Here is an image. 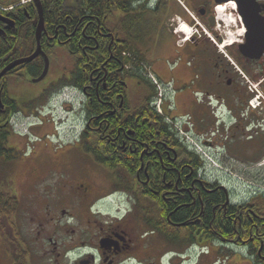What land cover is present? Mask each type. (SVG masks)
<instances>
[{"label": "flooded vegetation", "instance_id": "flooded-vegetation-1", "mask_svg": "<svg viewBox=\"0 0 264 264\" xmlns=\"http://www.w3.org/2000/svg\"><path fill=\"white\" fill-rule=\"evenodd\" d=\"M152 1L0 0V264H264V187L251 180L239 196L207 169L264 159V0H187L199 29L233 46L221 54L201 37L188 53L196 41H176L169 79L128 50L137 25L152 35L164 6ZM180 16L164 24L173 38ZM72 88L73 153L100 175L78 177L56 151L44 180L12 183L33 156L17 137L74 113Z\"/></svg>", "mask_w": 264, "mask_h": 264}, {"label": "rangeland", "instance_id": "rangeland-1", "mask_svg": "<svg viewBox=\"0 0 264 264\" xmlns=\"http://www.w3.org/2000/svg\"><path fill=\"white\" fill-rule=\"evenodd\" d=\"M164 6L159 9L160 16L157 17L154 20V27H152V35L151 37L145 38L143 41L142 38L146 37L144 34L145 30L143 27H137L136 31H134L133 34H135V37H140L137 44L140 49H143L144 51H147L150 54V57L152 58L153 65L155 68H157L159 71H162L163 75L167 78L166 70H171L173 60L169 55L171 54L174 44L176 41H178V45L183 44L181 42V37L178 34H175L177 37L173 38L171 35H167L165 32V23L168 20V18L173 15L175 10L177 13H179L183 19H185L188 23L191 21L190 16L186 13V9L184 8V2L187 3V0H160ZM156 0H153L151 9H149L152 12H155V9L157 7V3H155ZM174 8V12L172 13V9ZM190 8V7H189ZM190 10L192 13H194L197 16V13L194 12L191 8ZM141 18L138 20L140 21ZM191 23V22H190ZM179 26V24H178ZM176 30V29H175ZM183 36V35H182ZM196 45L191 44L189 45L186 50L188 53L195 52L200 48L199 41L195 42ZM147 62V61H146ZM148 63V62H147ZM144 65H149V64ZM58 70L57 66H53V71L51 78L56 75ZM58 72H60L58 70ZM61 73V72H60ZM129 83V101H131L134 105L138 104L140 96L141 86L138 85L136 80L134 79H128ZM18 83L15 82L11 83L10 89L16 88ZM23 84V82L21 83ZM19 84V85H21ZM68 94H72V104L75 107L74 113L70 112H57L56 115V122L50 124L49 129H47V132L41 133L37 136V139L32 138L30 136V139L26 138L25 136H19L17 138V141H21L22 145H26L25 148L27 149V154H32V160L30 162V167H28L24 172L20 170V165L18 167H13L12 170H14V173L11 177V182H26L33 178V182L36 183L37 181L44 180L45 175L43 173H40L39 166L49 165L51 155L53 152L59 151L61 154L60 156L64 159H67L68 157V163L73 166L72 173H76L77 176H90V175H100V166L92 161L87 160H76V157L74 155V150L77 149V144L73 145L74 143H77V137L78 133H81V129L83 127V122L80 120H77L79 111L82 112L81 109V103L80 100L83 99V96L81 94L73 93L72 91H68ZM194 94L190 93L188 97L193 98ZM160 104V103H159ZM76 119V121H75ZM57 123V124H56ZM72 126H75L77 128H73ZM20 128V132L23 134L24 130L27 128L25 126H18ZM41 132V131H39ZM40 153V158L36 159L35 153ZM24 153V152H23ZM22 153V154H23ZM49 155H48V154ZM264 159L260 160H250L248 162H231L232 165L228 166V169L225 170V175L222 173H218L221 177H224L226 180H229L231 187L238 193L239 196H247V194H250L247 192V187L249 186L248 183L253 181H256L258 186H263L262 183H264V163L262 162ZM218 168V165L211 164L210 169L212 168ZM225 167V166H223ZM107 174H111V171L108 168H105ZM35 172V174H34ZM32 174V175H30ZM3 179L0 175V180ZM50 179V180H48ZM51 176L47 178L49 181V185L51 184ZM58 179V178H56ZM252 193V192H251ZM264 195V194H262ZM261 195V196H262ZM260 196V197H261ZM246 197V198H247Z\"/></svg>", "mask_w": 264, "mask_h": 264}, {"label": "trees", "instance_id": "trees-1", "mask_svg": "<svg viewBox=\"0 0 264 264\" xmlns=\"http://www.w3.org/2000/svg\"><path fill=\"white\" fill-rule=\"evenodd\" d=\"M90 3H94L95 5H96V0H90ZM140 25V24H139ZM139 25H137L138 27H139ZM136 26V27H137ZM128 50H130L129 52H132L137 58L139 57V58H142V59H144L143 57H142V55H140V51H139V47H130V49H128ZM131 58V57H130ZM131 61H133V58H131ZM76 71H78V70H76ZM0 149H1V146H0ZM0 156H1V150H0ZM103 164L104 165H106V166H109V164L107 163V162H103ZM110 167V169H112V170H116V167L115 166H113V165H111V166H109Z\"/></svg>", "mask_w": 264, "mask_h": 264}, {"label": "water", "instance_id": "water-1", "mask_svg": "<svg viewBox=\"0 0 264 264\" xmlns=\"http://www.w3.org/2000/svg\"><path fill=\"white\" fill-rule=\"evenodd\" d=\"M41 32V31H40ZM40 32H39V35H40ZM39 54V50L37 51V54L34 56L36 57L37 55ZM10 71V69H6L5 71H3L1 74H0V78H2L3 76H5V74ZM48 75V65L44 71V74L42 75V77L37 81V83L39 82H42Z\"/></svg>", "mask_w": 264, "mask_h": 264}, {"label": "bare ground", "instance_id": "bare-ground-1", "mask_svg": "<svg viewBox=\"0 0 264 264\" xmlns=\"http://www.w3.org/2000/svg\"><path fill=\"white\" fill-rule=\"evenodd\" d=\"M221 10H222V9H221ZM220 12H221V11H220ZM220 12H219V13H220ZM222 12H223V11H222ZM186 33H188V32H186Z\"/></svg>", "mask_w": 264, "mask_h": 264}, {"label": "built area", "instance_id": "built-area-1", "mask_svg": "<svg viewBox=\"0 0 264 264\" xmlns=\"http://www.w3.org/2000/svg\"><path fill=\"white\" fill-rule=\"evenodd\" d=\"M197 33V31H195Z\"/></svg>", "mask_w": 264, "mask_h": 264}, {"label": "crops", "instance_id": "crops-1", "mask_svg": "<svg viewBox=\"0 0 264 264\" xmlns=\"http://www.w3.org/2000/svg\"><path fill=\"white\" fill-rule=\"evenodd\" d=\"M199 40V39H198Z\"/></svg>", "mask_w": 264, "mask_h": 264}]
</instances>
